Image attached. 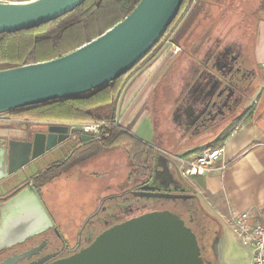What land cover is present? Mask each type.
Returning a JSON list of instances; mask_svg holds the SVG:
<instances>
[{"label":"flooded vegetation","instance_id":"obj_1","mask_svg":"<svg viewBox=\"0 0 264 264\" xmlns=\"http://www.w3.org/2000/svg\"><path fill=\"white\" fill-rule=\"evenodd\" d=\"M234 27L226 15L208 17L197 31L183 40L178 63L175 61L164 71L160 82L168 93V98L160 96L163 107L160 116L166 130L163 141L180 145L194 142L198 143L196 148L199 149L203 138L217 131L223 134L242 120L245 105L261 75L250 60V40L245 34L241 39L242 33ZM145 107L146 118L149 103ZM4 114L12 117L9 112ZM52 125L57 124L37 126L27 138H0V150L6 152L7 171L11 163L16 169L0 180V264L15 256L21 257L17 264H49L68 258L114 225L148 212L165 210L159 209L154 201H145L149 198L134 195L145 182H139L131 164L124 185L120 178L115 179L122 174L121 159L117 155H104L102 151L93 153L99 139V126L91 132H86L83 127H69L82 128L83 132L74 131L79 132L78 138L69 130L68 140L32 159L36 136L48 135ZM68 144L70 148L66 153L53 154ZM165 155L166 164L158 167L162 188H172L180 193L181 188L190 186L191 189L184 193L192 197L176 200L184 203L178 215L195 233L205 263H220L219 249L224 236L222 221L203 207L194 187L180 177L175 165L176 173L168 166L167 161L172 160V155ZM86 167H93V170L86 171ZM82 172H89L88 177L96 180L91 184L94 189L102 185L103 179L105 183L101 189L110 188L109 193L98 196L96 206L82 218L75 217L72 203H68L65 213L55 211L52 206L58 205L59 190L67 191L70 202L72 183L76 177H82ZM107 176L111 178L110 182L106 180ZM32 190L37 193L48 217L41 210L32 214ZM11 225L21 232L14 234L9 229Z\"/></svg>","mask_w":264,"mask_h":264},{"label":"water","instance_id":"obj_2","mask_svg":"<svg viewBox=\"0 0 264 264\" xmlns=\"http://www.w3.org/2000/svg\"><path fill=\"white\" fill-rule=\"evenodd\" d=\"M85 1L0 0V34L46 24L72 12ZM183 1L140 0L124 20L79 49L47 62L0 70V114L78 96L125 75L143 61L160 42L178 15ZM69 130L83 132L82 128L70 129L66 125H52L48 135H37L32 159L68 140ZM5 159V150H0V180L16 170L11 163L7 171ZM167 163L176 173L172 160ZM186 189L191 188H181V192L176 193L143 186L134 195L187 200L192 195L184 193ZM30 194L34 201L32 214L41 210L48 217L37 193L32 190ZM14 210L19 211L16 207ZM9 229L14 234L21 232L15 225L9 226ZM20 260L21 257L15 256L2 264H17ZM220 261L217 264H223L221 255ZM49 264L206 263L201 256L197 237L185 221L169 210H159L114 225L74 255Z\"/></svg>","mask_w":264,"mask_h":264},{"label":"trees","instance_id":"obj_3","mask_svg":"<svg viewBox=\"0 0 264 264\" xmlns=\"http://www.w3.org/2000/svg\"><path fill=\"white\" fill-rule=\"evenodd\" d=\"M199 1L184 0L178 15L160 42L143 61L125 75L78 96L56 99L9 113L15 119L22 121L69 127L97 125L99 139L93 153L122 147L137 176L140 179L147 178L152 168L156 147L117 123L118 104L130 80L160 52L167 42L171 41L179 45L181 36L188 30L195 12L199 9ZM139 2L140 0H86L72 12L46 24L14 33H2L0 34V70L63 57L112 29L128 16ZM259 82L253 87L251 96L259 88ZM236 126L237 123L209 148H222L226 138L234 132ZM203 150H200L199 154ZM188 155L182 156L187 158Z\"/></svg>","mask_w":264,"mask_h":264},{"label":"crops","instance_id":"obj_4","mask_svg":"<svg viewBox=\"0 0 264 264\" xmlns=\"http://www.w3.org/2000/svg\"><path fill=\"white\" fill-rule=\"evenodd\" d=\"M236 1L239 0H200L199 9L195 12L188 30L181 36L179 45L171 41L167 42L158 53V59L154 57L130 80L118 104L120 108L123 107L122 111L124 110L127 114L132 107L136 106L137 111L132 112L135 117L155 95L164 71L175 61L178 63L180 50L184 45L183 40L190 33L197 31L208 17L213 18L220 14L228 18L238 17L240 13L234 9ZM240 24L242 23L234 25ZM249 50L250 60L260 70L259 88L252 96L250 94L245 105V115L237 123L234 132L226 138L220 160L206 175L190 176L189 178L197 179L192 182L187 181L194 187L199 197H204L209 208L215 213L213 215L221 221L224 217H228L229 220L232 210L248 212L253 218L264 221V8L261 25L255 41L250 42ZM150 84L151 89H149ZM134 117L131 120L127 119L126 122L130 127L127 129L135 134L140 123H138L139 119L136 118V120ZM117 123L119 124L118 121ZM123 127L126 128V126ZM225 134L226 132L219 134L217 131L212 136L203 138L199 142L201 144L199 149L196 148L198 143L194 142L180 145L171 141L166 145H171L169 153L179 156V161L185 167L187 161L197 156L200 150L217 143ZM176 146L184 148H179L176 153V150L172 148ZM185 154H189L187 158H183L182 155ZM222 165L224 169H220ZM178 174L183 178L180 173Z\"/></svg>","mask_w":264,"mask_h":264},{"label":"rangeland","instance_id":"obj_5","mask_svg":"<svg viewBox=\"0 0 264 264\" xmlns=\"http://www.w3.org/2000/svg\"><path fill=\"white\" fill-rule=\"evenodd\" d=\"M234 6V9L239 11V16L234 18L231 17L232 24L242 23L240 25H234L236 27V31L242 35L245 34V36L250 40V42H254L257 36L258 28L261 25L262 21V14H263V8H264V2L262 0H239L236 1ZM243 15H245L243 17ZM234 27V28H235ZM247 27V28H246ZM159 53V52H158ZM159 54L155 56V59H158ZM146 66V65H145ZM145 66H143L139 71H141ZM152 85L150 84L149 89H151ZM164 85L161 84L158 86L155 95L149 100V114L145 118V112L146 107L145 105L142 107V109L135 115L132 114V112H136L137 108L134 106L127 114L124 113V110L122 111V108H120V105L117 109V121L121 126H126V128H130L129 125H127V119L131 120L133 117L136 119L138 118L139 121V128L136 129L135 135L141 138L142 140L151 143L156 147V152L153 158L152 162V168L149 172V175L145 179H140L138 177L139 182L144 181V186L152 187V188H158L162 192H174L172 188H162V182H161V172L158 170L159 166H164L166 164V155L170 154V146L166 145L169 142H165V140H162V137L166 135V130L164 127V124L161 119V112L163 110V107L161 106L162 103L160 101L162 98L160 96H163L164 98H168V93L166 90H164ZM147 89V88H146ZM136 96V95H135ZM166 101V99H165ZM168 101V100H167ZM121 102V101H120ZM122 106V105H121ZM132 114V116H131ZM139 114V115H138ZM126 115V116H125ZM137 116V117H136ZM139 116V117H138ZM14 117H9L6 114H0V138L1 139H20V138H27L29 135L32 134L36 130L37 126L45 125L46 123L43 122H30V121H23V122H16L13 120ZM137 120V119H136ZM162 127V128H161ZM74 137H80L79 132H74L71 130ZM85 136H83L84 140ZM70 148V144L61 146L60 148L56 149L53 154L54 155H61L66 153ZM175 150L179 148L184 147H172ZM180 149V150H181ZM175 152V151H174ZM102 153L104 155L112 157V155H117L118 159H121L122 161V174L121 175H115V179L120 178L119 180L122 181V183L125 185V178L127 175V172L130 171V162L128 159V156L122 147L118 148H110V149H104L102 150ZM174 156L173 154H170V156ZM179 156H174L171 159L173 160V164L175 165L176 169L179 170L178 173H180L183 178L188 181L192 182L195 181L197 178H189L190 176L187 174V167H183L181 162L179 161ZM177 158V159H176ZM93 167H86V171H92ZM84 169V168H83ZM82 177H76L72 183L73 191L70 192V202H68L67 199V191L59 190L58 192V205H53L52 208L60 213H65L67 210L68 203H72V207L74 209V215L75 217H84L87 212L92 210L98 201V198L109 193L110 188L107 190L101 189L102 185H104L105 181L101 179L102 182H100V187L94 189L92 188V183L96 181H92L88 177L89 172H82ZM107 174V173H106ZM109 175V174H108ZM121 176V177H120ZM113 178V177H112ZM113 179V180H115ZM106 180L110 182L111 178L107 176ZM90 181V182H89ZM98 181V180H97ZM118 181V180H117ZM118 181V182H120ZM63 185V182L61 183ZM99 185V184H98ZM97 185V186H98ZM96 187V186H95ZM112 188V187H111ZM99 196V197H98ZM201 196V195H200ZM200 199L203 201L202 205L206 210H208L211 214L213 213V210L209 208L207 205L205 199L203 196L200 197ZM154 201L159 209H165L169 210L175 214H179L180 211L184 208V203L182 201H176V200H169V199H145V201ZM228 217H224L222 219V223L224 225V236H223V243L220 245V255L223 264H250L251 261V250L244 246L241 240L237 238L235 235L233 229L229 226L228 223Z\"/></svg>","mask_w":264,"mask_h":264},{"label":"built area","instance_id":"obj_6","mask_svg":"<svg viewBox=\"0 0 264 264\" xmlns=\"http://www.w3.org/2000/svg\"><path fill=\"white\" fill-rule=\"evenodd\" d=\"M96 128L97 125L83 126L86 132L95 131ZM222 153L223 148L204 149L201 154L187 161V174L206 175L220 160ZM220 169H224V166ZM228 223L237 238L251 250L250 264H264V221L253 218L248 212L232 210Z\"/></svg>","mask_w":264,"mask_h":264}]
</instances>
